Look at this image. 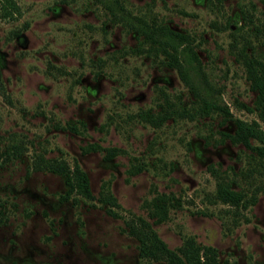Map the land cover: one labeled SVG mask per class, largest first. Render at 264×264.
Returning a JSON list of instances; mask_svg holds the SVG:
<instances>
[{
  "label": "rangeland",
  "instance_id": "374dc122",
  "mask_svg": "<svg viewBox=\"0 0 264 264\" xmlns=\"http://www.w3.org/2000/svg\"><path fill=\"white\" fill-rule=\"evenodd\" d=\"M12 1L0 0V264H165L138 256L125 227L137 216L170 249L192 237L218 264H264V153L224 135L240 120L264 137L239 56L264 63V0ZM140 25L186 35L189 86ZM40 156L76 163L93 198L63 199ZM219 177L255 202H208ZM155 198L179 203L159 218Z\"/></svg>",
  "mask_w": 264,
  "mask_h": 264
},
{
  "label": "trees",
  "instance_id": "16d2710c",
  "mask_svg": "<svg viewBox=\"0 0 264 264\" xmlns=\"http://www.w3.org/2000/svg\"><path fill=\"white\" fill-rule=\"evenodd\" d=\"M6 6L12 12L17 10L15 3L12 0H4ZM65 1V0H63ZM152 27L150 30L146 26L140 25L136 30L152 43L157 44L156 50L168 58L167 65L172 67L182 82L188 85L185 76L184 67L178 59L177 53L180 54L178 47L188 49L189 57L192 61H196L194 51L188 46L190 43L184 34L177 33L168 29L166 26ZM241 63L245 68L246 78L249 81V88L255 91V101L252 108L246 107L248 110H254L260 120L264 122V63L258 61L256 57L247 55L246 53H239ZM189 86V85H188ZM206 106V103H203ZM143 120L150 122L153 125H158L166 115L153 116L148 112L140 113ZM255 123L248 124L243 121H236L235 131L232 135L224 133L232 141L241 143L243 146L250 148L258 155L264 153V137L263 133L256 126ZM69 129L75 131L73 126ZM250 138H257L262 142L261 145H252ZM108 156V155H106ZM33 168L37 170H44L58 174L62 177L65 186L64 194L61 195L63 199L67 198L71 193L82 195L86 199H92L89 190L88 179L86 174L78 167L76 163L70 167L63 159H51L37 157L33 161ZM171 198V197H170ZM173 198V197H172ZM208 202H219L227 204L236 209L245 208L255 202L253 194L248 197L242 192L233 190L228 182L219 177L216 181L214 192L207 195ZM101 202L108 205H115L114 198L106 193L98 198ZM151 202L154 209L151 216L164 217L167 210V205L173 206L174 203H179L178 200L171 201V199H153ZM107 212L113 216L115 213L110 209ZM126 232L132 236L137 242V254L141 258H146L152 261H163L165 264H218V256L215 248L209 245H199L194 238L186 237L182 243L175 249L168 248L157 236L150 224L141 217H131L125 221Z\"/></svg>",
  "mask_w": 264,
  "mask_h": 264
}]
</instances>
